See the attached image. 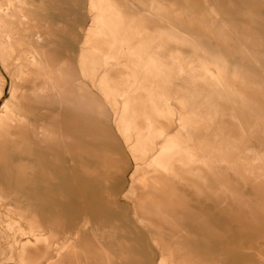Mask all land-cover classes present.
Returning a JSON list of instances; mask_svg holds the SVG:
<instances>
[{"label":"rangeland","instance_id":"rangeland-1","mask_svg":"<svg viewBox=\"0 0 264 264\" xmlns=\"http://www.w3.org/2000/svg\"><path fill=\"white\" fill-rule=\"evenodd\" d=\"M0 184V264H264V0H0Z\"/></svg>","mask_w":264,"mask_h":264},{"label":"bare ground","instance_id":"bare-ground-1","mask_svg":"<svg viewBox=\"0 0 264 264\" xmlns=\"http://www.w3.org/2000/svg\"><path fill=\"white\" fill-rule=\"evenodd\" d=\"M37 19V18H36ZM1 185V184H0ZM2 186V185H1ZM1 189H4L3 187H0ZM1 192V191H0ZM4 191H2V193H3ZM1 194V193H0ZM9 195V194H8ZM6 197V196H5ZM12 197H14V196H12ZM6 198H8V197H6ZM15 198V197H14ZM17 199V198H16ZM19 199V198H18Z\"/></svg>","mask_w":264,"mask_h":264}]
</instances>
